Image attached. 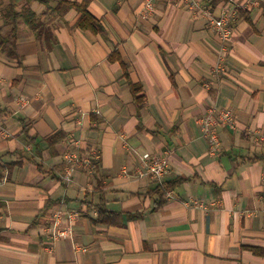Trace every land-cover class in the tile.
Wrapping results in <instances>:
<instances>
[{
    "label": "crops",
    "instance_id": "0c3cea01",
    "mask_svg": "<svg viewBox=\"0 0 264 264\" xmlns=\"http://www.w3.org/2000/svg\"><path fill=\"white\" fill-rule=\"evenodd\" d=\"M10 1L0 0V264H264V0H235L220 73L221 40L176 0L147 17L146 0H90L103 32L79 27L75 7L54 13L59 0H14L40 17V37L7 22ZM200 1L219 15L226 0ZM212 107L235 119L215 126L214 155L199 122ZM92 149L93 169L63 182L64 153ZM143 152L169 156L164 201L156 179L134 172ZM57 207L80 216L53 240Z\"/></svg>",
    "mask_w": 264,
    "mask_h": 264
},
{
    "label": "built area",
    "instance_id": "2783aa9c",
    "mask_svg": "<svg viewBox=\"0 0 264 264\" xmlns=\"http://www.w3.org/2000/svg\"><path fill=\"white\" fill-rule=\"evenodd\" d=\"M158 0H146L141 11L143 17H147L153 12L154 5ZM182 3L188 9L193 17L202 16L207 19L209 27L217 34L221 40V50L218 54L215 65L216 72H222L226 60L225 46L230 38L234 23L238 15V6L235 0H226L222 11L217 15L210 6L203 4L200 0H176ZM200 125L203 136L208 140V151L210 154H216L220 148V138L215 126L218 123L227 124L231 127L235 125L233 110L230 108H210L200 119ZM5 134V129L0 125V135ZM97 156L96 149L79 153L76 150H68L64 153L65 167L61 174V179L65 183L73 180V173L78 167L92 170L94 166L93 158ZM169 156L167 154H157L152 152H143L139 155L134 172L142 176H148L156 179L159 183L164 182V177L169 171ZM121 173L129 174L127 167L123 166ZM170 192H167V195ZM80 216L79 211L68 210L57 207L52 213V222L47 226V230L53 240L68 238L73 235L72 221Z\"/></svg>",
    "mask_w": 264,
    "mask_h": 264
},
{
    "label": "trees",
    "instance_id": "16d2710c",
    "mask_svg": "<svg viewBox=\"0 0 264 264\" xmlns=\"http://www.w3.org/2000/svg\"><path fill=\"white\" fill-rule=\"evenodd\" d=\"M29 1V0H28ZM48 3L50 0H42ZM90 0H82L81 2L77 1H68V0H59L57 6L53 8L54 13L62 15L68 8L75 7L80 15L77 21V25L81 28L91 30L92 32H103V26L99 19H97L88 9V4ZM6 20L8 23H15L17 20H24L30 29H32L38 37L41 35V22L40 17L30 8L29 3L25 4L20 10L16 7V2L11 0L6 8L5 14ZM3 40V38H1ZM8 45H14V37L4 38V47ZM14 54V51H11ZM140 86H133V92L136 97V103L138 108L144 104V97L142 95H137L140 91ZM63 138V133L56 132L51 136L46 138V141L49 146L54 147ZM172 190V185L170 182H163L158 184L155 188V192L159 194L161 201L165 200L167 192ZM110 213L106 211L103 207L99 208V221H105L104 217Z\"/></svg>",
    "mask_w": 264,
    "mask_h": 264
}]
</instances>
